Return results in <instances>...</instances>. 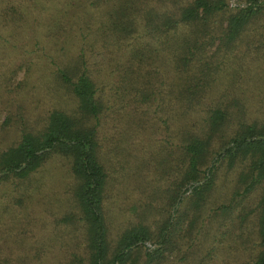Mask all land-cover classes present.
<instances>
[{
  "label": "trees",
  "instance_id": "obj_1",
  "mask_svg": "<svg viewBox=\"0 0 264 264\" xmlns=\"http://www.w3.org/2000/svg\"><path fill=\"white\" fill-rule=\"evenodd\" d=\"M234 2L52 0L45 10L36 0H0V25L14 27L15 36L33 18L32 27L45 28L55 40L64 34L68 41L59 47L64 56L50 57L54 67L43 87L64 88L74 104H53L34 122L23 112L14 115L20 129L14 142L0 147V182L20 188L18 197L24 201L29 195L24 181L38 184L34 173L47 160L66 159L87 253L77 264H264V117L244 119L226 89L212 105L200 101L223 72L221 50L231 54L227 61L244 59V34L259 30L253 18L264 12V0ZM251 34L254 41L246 47L264 48V33ZM101 49L109 63L119 66L120 81L110 87L118 102L98 93L90 56ZM117 51L123 61L115 59ZM134 91L137 98L126 101ZM132 102L150 103L162 122L169 153H177L169 172L174 175L172 204L158 219L141 218L124 227L113 242L105 211L111 176L104 162L108 157L101 153V131L107 108L114 111L121 103L125 109ZM9 121L7 117L4 124ZM176 201L179 216L174 219L169 209ZM0 261L28 264L16 258Z\"/></svg>",
  "mask_w": 264,
  "mask_h": 264
},
{
  "label": "rangeland",
  "instance_id": "obj_2",
  "mask_svg": "<svg viewBox=\"0 0 264 264\" xmlns=\"http://www.w3.org/2000/svg\"><path fill=\"white\" fill-rule=\"evenodd\" d=\"M36 1L45 10L53 6L52 0ZM253 19L258 21L259 26V30L253 31L264 33V12H257ZM32 20L27 19L22 24L17 36L11 25H0V35H7L0 36V147L17 139L20 122L14 120L15 114L23 112L29 122H34L35 119L41 120L53 104L62 103L67 108L74 104L72 99H66L64 88L52 85L46 90L43 87L44 79L50 81L47 77L50 67H54L50 57L62 56L59 47L61 43L68 46V41L64 34L55 40L56 36L48 34L45 28L41 31L32 27ZM40 27L44 25L40 24ZM253 31L248 29L242 38L241 52L247 49L244 59L241 56L227 61L228 53L221 50L218 58L225 63L222 65L223 72L216 86L210 87L205 91V97L200 98L201 103L212 105L216 94H222L226 89L225 95L235 103L246 120L247 117H264V48L246 47V42L253 40L250 38ZM217 43L216 40L209 53L215 50ZM67 57L70 58L69 54L63 58ZM90 57L93 69L97 68L94 74L98 78L96 83L100 97L105 101L110 98L118 102L115 96H111L110 87L120 81L119 66L109 63L105 49ZM115 59L123 61L120 52L117 51ZM145 68L150 67L147 64ZM233 70H237L234 75ZM118 90L122 91L121 88ZM135 91L127 93L125 100L137 98ZM119 104L115 105L114 111L107 108L108 115L103 117L101 131L104 135L101 153H106L108 157L104 162L111 176L105 211L113 242L121 230L134 221L158 219L160 213H168L164 209L172 204L171 182L174 177L173 174L169 176V172L177 159V153H169L162 122L154 117L150 103L132 102L125 109ZM166 109L163 108L162 113ZM172 109L176 110L177 105ZM195 110V116L200 120L197 115L202 113L198 108ZM7 117L10 121L4 124ZM44 165L34 173L39 179L38 184L32 185L28 179L24 181L29 194L24 201L18 197L22 192L20 188L16 191L10 181L0 182V260L16 258L28 264H77L78 258L87 255L84 227L73 201V178L67 161L53 157ZM225 175L221 174L222 179ZM259 193L260 187L251 195L253 202ZM178 205L176 201L169 209L174 219L179 216ZM69 214L72 218L64 220ZM224 252L231 257L230 251ZM0 264L6 263L0 261Z\"/></svg>",
  "mask_w": 264,
  "mask_h": 264
},
{
  "label": "built area",
  "instance_id": "obj_3",
  "mask_svg": "<svg viewBox=\"0 0 264 264\" xmlns=\"http://www.w3.org/2000/svg\"><path fill=\"white\" fill-rule=\"evenodd\" d=\"M231 1V4H235L234 0H230Z\"/></svg>",
  "mask_w": 264,
  "mask_h": 264
}]
</instances>
